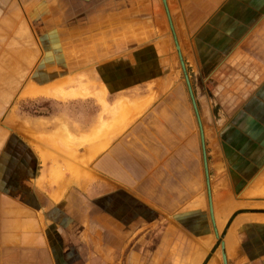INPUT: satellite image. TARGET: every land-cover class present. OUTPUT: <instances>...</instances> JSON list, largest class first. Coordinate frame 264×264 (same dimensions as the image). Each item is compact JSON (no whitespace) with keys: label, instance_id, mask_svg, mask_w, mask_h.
Segmentation results:
<instances>
[{"label":"crops","instance_id":"crops-1","mask_svg":"<svg viewBox=\"0 0 264 264\" xmlns=\"http://www.w3.org/2000/svg\"><path fill=\"white\" fill-rule=\"evenodd\" d=\"M173 3L187 27L180 48L197 70L196 88L189 76L165 80L174 86L94 156L93 123L68 129L87 139L78 155L49 141L62 130L56 114L17 112L19 100L54 99L29 92L60 77L14 0H0V264H93L119 255L126 264H221V237L227 264H264V0ZM118 77V98L138 85L128 97L150 95L154 80ZM211 100L224 102L213 124L203 122L211 109L200 107ZM87 153L90 163L75 161Z\"/></svg>","mask_w":264,"mask_h":264},{"label":"rangeland","instance_id":"rangeland-1","mask_svg":"<svg viewBox=\"0 0 264 264\" xmlns=\"http://www.w3.org/2000/svg\"><path fill=\"white\" fill-rule=\"evenodd\" d=\"M173 2L175 0H166L177 41L182 47L184 35L182 31L187 33L186 21L185 30L179 29L182 24L179 21L180 25L178 22L175 23V18L177 14L182 13L181 6ZM14 3L29 22L31 37L33 36L36 41L40 40L41 47L45 45L43 55L47 65L52 67L51 71L59 74L60 82L64 80L62 83L58 81L51 86L47 85L51 90L61 87L70 92L88 87L90 92L99 97L103 95L101 85L104 84L106 87L105 102L98 97L65 101L19 100L15 106L21 115L50 117L56 114L57 124L61 127L66 126L67 130L72 128V131L73 129L85 131L88 127L86 123L90 122L94 124L92 134L95 135L99 128L113 121L111 108L122 99L136 103L154 95L157 99L174 86L166 85L165 80L168 84L171 79H175L174 83H184L186 73L196 88L194 73L197 74V70L186 66L184 61L186 73L184 72L163 0H14ZM172 6L177 13L173 12ZM179 32L182 33L181 36ZM31 41L33 45L34 42ZM181 56L183 60L186 57L182 52ZM193 70L195 72H192ZM118 76L134 79L139 83L154 80L149 84L150 95L144 100L128 97L127 95L140 92L143 85H138L120 94L121 97L118 98L120 87L116 86L118 83H114ZM155 79H161L160 83L156 84ZM189 101L192 107L190 98ZM222 103L224 102L201 101L202 109L206 111L211 109V116L205 117L203 122L207 119L212 124L216 123L215 106L219 107ZM96 135L98 136L95 139L101 138L99 137L101 135ZM115 135H108L109 139ZM95 139L93 142L91 137H88L93 144L99 141ZM101 139L98 143H101ZM86 140V138L77 140L78 151L85 145ZM105 145H100L102 148L99 150ZM96 149L94 150L97 151ZM77 153L79 155V152ZM98 203L100 204L97 202L95 205ZM224 217L225 219L221 218L217 223L219 228H223L226 223L228 216ZM222 241L223 237L216 246L221 264L224 255ZM146 248L149 250L148 245ZM125 257L119 255L115 260L106 262L95 260L93 264H126ZM143 262L151 264L149 260Z\"/></svg>","mask_w":264,"mask_h":264},{"label":"bare ground","instance_id":"bare-ground-1","mask_svg":"<svg viewBox=\"0 0 264 264\" xmlns=\"http://www.w3.org/2000/svg\"><path fill=\"white\" fill-rule=\"evenodd\" d=\"M179 10V9H178ZM173 12L177 13L176 10L174 9ZM174 13V14H175ZM181 14V13H180ZM178 15V14H177ZM180 16V15H179ZM177 16V17H179ZM177 19V18H176ZM176 22H178L179 20H175ZM179 23V22H178ZM180 25V23H179ZM182 26V25H181ZM177 27H178V24H177ZM180 27V26H179ZM183 27V26H182ZM179 28V29H183V28ZM178 29V30H179ZM181 31V30H180ZM185 31H182V33L184 34ZM181 32H179V36ZM181 33V34H182ZM183 36V35H182ZM181 39V37H180ZM182 42H183V39H182ZM185 47V46H184ZM178 51V50H177ZM180 52H181V49H180ZM64 81V80H63ZM62 81V82H63ZM59 81V83H62ZM66 82V81H65ZM51 86V85H50ZM53 87V85H52ZM101 91L103 93V95L101 96H95L92 92H90L89 88L88 87H83L81 90H75V91H70V92H66L63 88L61 87H57L53 90L51 89H48V88H43V89H37L35 87H31L30 89V92L29 94L30 95H43L45 97H48V98H54L56 100H59V101H65V100H69V99H85V98H96L98 97L99 100H101L102 102H105V93H106V87L105 85H101ZM99 93V92H98ZM26 96V95H25ZM156 100V96H152V97H149L147 100L145 101H141L139 103H136V102H131L130 100L128 99H122L118 102H116L114 104V106L111 108V114L112 116L114 117L113 118V121L111 123H108V124H105L104 126H102L101 128H99L95 135L92 134L91 136H89V138L91 137V141H93L98 135L96 134H99L101 136L100 139H101V143H103L104 145L107 143L110 142L111 139H109V136L108 135H115L117 134L118 132H121L122 130L125 129V126H127L126 124L128 122H130L131 120L135 119L136 117H138L139 115H141L154 101ZM124 128V129H123ZM98 132V133H97ZM58 137H50L49 138V141H51V143L60 148L59 146H62L64 147L65 149H69L70 150H73L74 152L77 151V147L79 146L78 143H77V139L72 136L71 132L69 130H67V127L64 126L62 127V130L57 134ZM102 136H105L102 137ZM108 136V137H107ZM112 137V136H111ZM108 138V139H107ZM44 139V138H43ZM100 139H95V141L99 140L98 142H100ZM107 139V140H106ZM47 141V140H46ZM105 141V143H104ZM94 142V141H93ZM97 142V143H98ZM50 143V144H51ZM96 142L94 144L98 145V147L96 145L93 144V146L97 147V149L93 146H92V149H96L97 151L94 150V153H91L94 154V156H96L100 151L99 148L103 145L101 143H98L97 144ZM101 145V146H100ZM88 146V145H87ZM109 145H107V148H108ZM50 147V145H49ZM105 147V146H104ZM102 148V147H101ZM106 148V147H105ZM57 150V149H56ZM88 150V149H87ZM86 151V149H85ZM90 151V150H89ZM102 151V150H101ZM60 152V151H58ZM73 152V153H74ZM79 152V151H78ZM63 153V151H62ZM66 153V152H65ZM90 153V152H89ZM90 153V154H91ZM85 154V153H84ZM90 154H86V156L82 157L81 158H77L75 159L76 160H80L81 162H87L89 161L90 163V160L89 159H92V157L94 158V156ZM74 155V154H73ZM90 155V156H89ZM53 156V155H52ZM78 156V155H77ZM91 157V158H90ZM57 159V158H56ZM73 160V159H72ZM88 164V162H87ZM86 165V164H85ZM222 212V211H221ZM224 213V212H223ZM247 221V220H246ZM244 222V221H243ZM232 237V236H230ZM235 238V236L233 237V239ZM232 239V240H233ZM236 239V238H235ZM235 239L234 241H230L232 244L235 242ZM237 240V239H236ZM228 241V240H227ZM237 242V241H236ZM231 243H230V247L232 249V246H231ZM238 244V243H237ZM200 261V260H199ZM213 264V263H212Z\"/></svg>","mask_w":264,"mask_h":264},{"label":"water","instance_id":"water-1","mask_svg":"<svg viewBox=\"0 0 264 264\" xmlns=\"http://www.w3.org/2000/svg\"><path fill=\"white\" fill-rule=\"evenodd\" d=\"M163 2L165 4V8H166L167 15H168V18H169V22H170V25H171V30H172V33H173V38L175 40L176 48H177L178 53H179V56H180L181 65H182V67L184 69V72L186 73L185 63H184V60L182 59V56H181L180 46H179V43L177 41V36H176L175 30H174V27H173V22L171 20V16L169 14V9L167 7L166 0H163ZM186 80H189V78L187 76V73H186ZM188 83H189V81H188ZM190 92H191V96H192L191 98H192V101H193V106H194V109H195V111L197 113V116H198L197 118H198V123H199V129H200V132H201V142H202L203 147H204L205 146V139H204V134H203V127L201 125L200 117H199L198 112H197V105H196L195 99L193 97L191 88H190ZM204 158H205V167H206L207 182L209 183V173H208V167H207V157H206V154H205ZM210 209L213 212V208H212V204H211V198H210ZM222 246H224L223 245V242H222ZM223 262H224V264H227V258H226V255L225 254L223 255Z\"/></svg>","mask_w":264,"mask_h":264}]
</instances>
